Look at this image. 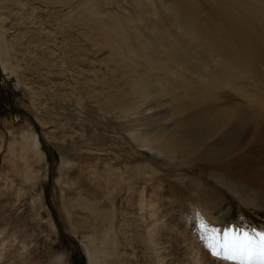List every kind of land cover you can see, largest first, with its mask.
<instances>
[{
	"label": "rangeland",
	"instance_id": "rangeland-1",
	"mask_svg": "<svg viewBox=\"0 0 264 264\" xmlns=\"http://www.w3.org/2000/svg\"><path fill=\"white\" fill-rule=\"evenodd\" d=\"M200 218L264 232V0H0V264H228Z\"/></svg>",
	"mask_w": 264,
	"mask_h": 264
},
{
	"label": "snow or ice",
	"instance_id": "snow-or-ice-1",
	"mask_svg": "<svg viewBox=\"0 0 264 264\" xmlns=\"http://www.w3.org/2000/svg\"><path fill=\"white\" fill-rule=\"evenodd\" d=\"M200 239L210 255L228 264H264V232L220 229L199 219Z\"/></svg>",
	"mask_w": 264,
	"mask_h": 264
},
{
	"label": "bare ground",
	"instance_id": "bare-ground-1",
	"mask_svg": "<svg viewBox=\"0 0 264 264\" xmlns=\"http://www.w3.org/2000/svg\"><path fill=\"white\" fill-rule=\"evenodd\" d=\"M1 60H2V64H3V66H4V70H6V69H7V66H6V63L3 61L2 54H1ZM140 141H147V138H146L145 136H143V137L140 138ZM147 142H148V141H147ZM38 143H39V142L36 141L35 145L38 146ZM146 144H147V143H146ZM39 145H40V144H39ZM152 148H153V147H151V150H152ZM164 150H165V149H164ZM156 151H157V150H156ZM160 151H161V150H160ZM214 151H216V150H214ZM157 152H159V151H157ZM171 152H172V151H171ZM160 153H161V152H160ZM160 153H159V154H160ZM159 154H158V155H159ZM161 154H162V153H161ZM208 154H209V153H208ZM152 211H153V210H152ZM230 228L234 229L233 226L230 227ZM237 230H238V229H237ZM3 247H4V246H3ZM90 263H91V264L94 263L93 260L90 259Z\"/></svg>",
	"mask_w": 264,
	"mask_h": 264
}]
</instances>
